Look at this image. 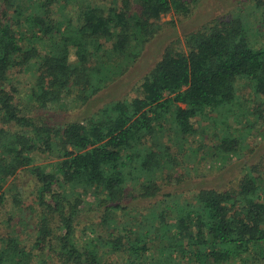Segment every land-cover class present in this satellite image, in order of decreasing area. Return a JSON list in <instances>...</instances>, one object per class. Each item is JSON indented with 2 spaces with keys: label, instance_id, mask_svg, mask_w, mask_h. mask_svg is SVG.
<instances>
[{
  "label": "trees",
  "instance_id": "trees-1",
  "mask_svg": "<svg viewBox=\"0 0 264 264\" xmlns=\"http://www.w3.org/2000/svg\"><path fill=\"white\" fill-rule=\"evenodd\" d=\"M101 1L0 0V207L9 180L26 170L36 179L41 210L32 249L18 236L2 237L0 264H110V258L113 264H264L258 166H249L229 191L204 189L183 204L158 200L169 156L164 123L191 137L194 122L210 113L226 124L240 104L239 81L264 95V44L248 18L211 22L187 38L186 51L168 49L139 98L60 128L29 115L73 97L84 105L112 81L120 62L139 58L162 16L188 15L199 3L123 0L117 8ZM255 12L264 28V0H255ZM17 71L33 76L32 107L19 100ZM256 113L264 118L260 107ZM239 146L227 135L215 149L229 155ZM51 155L59 159L55 169L35 165ZM130 187L154 200L146 214L123 205ZM76 190L92 193L103 209L99 230L84 239L77 237Z\"/></svg>",
  "mask_w": 264,
  "mask_h": 264
},
{
  "label": "rangeland",
  "instance_id": "rangeland-1",
  "mask_svg": "<svg viewBox=\"0 0 264 264\" xmlns=\"http://www.w3.org/2000/svg\"><path fill=\"white\" fill-rule=\"evenodd\" d=\"M101 5L121 8L123 0H104ZM238 15L248 18L252 23V34L264 44V28L259 24L255 12V0H199L188 15L180 16L172 11L162 16L154 26L152 37L142 47L139 58L120 62L121 68L112 81L84 105L77 104L73 97L47 109L31 108L29 115L51 127L60 128L71 122L85 121L111 103L139 98L142 96L141 85L145 77L168 49L174 52L186 51L187 38L193 33L211 22L230 21ZM14 82L22 106L32 107L29 93L33 76L17 71ZM237 87L240 104L233 108V112L226 118V124H222L225 121L223 115L210 113L194 122L195 135L183 137L177 134L173 125L164 123L162 143L168 147L169 156L164 171L158 176V183L163 189L162 197L158 200L164 199L171 203L179 201L183 204L192 201L204 189L229 191L237 188L249 166H258L260 173L257 176L260 175L264 180V118L260 119L256 113L260 107L264 115V95L256 96L251 83L247 81H239ZM227 135L240 140L239 149L229 155L217 153L215 147ZM58 162V156L51 155L38 158L35 165L44 166L50 171L56 168ZM36 186L35 177L21 170L6 185V200L0 207V238L18 236L28 250L32 249L35 242L38 218L41 215L35 203ZM128 192L133 195H128L123 205L133 213L138 211L146 214V209L155 203L154 200L140 199L132 187ZM75 193L80 200L78 203L81 211L76 221L77 237L84 239L92 231L99 230L103 209H98V201L92 193L82 190H76ZM113 259L110 258V264L114 263Z\"/></svg>",
  "mask_w": 264,
  "mask_h": 264
}]
</instances>
